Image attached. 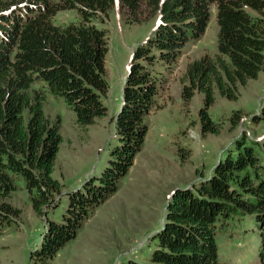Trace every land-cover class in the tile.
<instances>
[{
    "label": "trees",
    "instance_id": "16d2710c",
    "mask_svg": "<svg viewBox=\"0 0 264 264\" xmlns=\"http://www.w3.org/2000/svg\"><path fill=\"white\" fill-rule=\"evenodd\" d=\"M116 3L129 23L138 21L134 16L142 7L155 12L158 22L132 50L113 119L118 143L108 165L68 193L60 220H50L61 195L52 171L62 138L59 118H50L44 103L48 94L61 97L80 128L106 115L108 38L97 22H104ZM64 10H75L78 20L54 24L56 13ZM212 13L217 54L190 61L179 79L185 103L196 92L203 95V135L220 133L208 114L215 92L237 100L240 88L264 72V0H0V229L19 218L9 198L14 177H21L32 210L47 219L39 248L31 254L33 264H50L117 191L143 147L145 117L164 105V71L184 45L200 39ZM34 82L41 87H33ZM251 119L264 123V107ZM231 120H240L237 111ZM234 147L208 179L173 193L145 264H229L222 253L237 232L255 237L258 256L264 257V136L256 140L243 133ZM122 264L143 263L129 259Z\"/></svg>",
    "mask_w": 264,
    "mask_h": 264
},
{
    "label": "rangeland",
    "instance_id": "374dc122",
    "mask_svg": "<svg viewBox=\"0 0 264 264\" xmlns=\"http://www.w3.org/2000/svg\"><path fill=\"white\" fill-rule=\"evenodd\" d=\"M123 12L116 3L104 22H97L108 38L104 60L108 92L103 98L106 115L80 128L61 97L48 94L44 103L46 114L59 118L62 138L52 171V178L61 184V195L58 207L47 216L50 220H60L68 193L86 179L100 175L108 165L111 149L118 143L113 119L120 108L131 53L147 39L158 21V15L147 7L134 16L138 21L133 23ZM77 20L75 10H64L56 13L53 23L64 26ZM217 32L212 13L200 39L184 45L176 63L164 71L167 90L160 99L164 105L145 117L148 131L142 149L117 191L94 210L77 236L50 264H122L129 259L147 263L149 249L154 245L152 236L163 223L166 204L173 193L208 179L214 167L233 153L234 142L243 133L256 140L264 136V123H253L251 119L264 107V72L240 88L237 100L224 99L215 92L208 114L220 126L218 135L201 133L202 93L196 92L188 103L181 98L179 79L187 64L204 54H217ZM33 87L39 88L41 83L34 82ZM235 111L240 120L233 123ZM13 183L9 202L20 210V215L0 229V264H33L31 254L39 248L47 219L32 210L23 179L14 177ZM238 233L227 243L228 252L222 253V258L229 264H264V257L258 256L255 237ZM220 239L223 242L225 237Z\"/></svg>",
    "mask_w": 264,
    "mask_h": 264
}]
</instances>
